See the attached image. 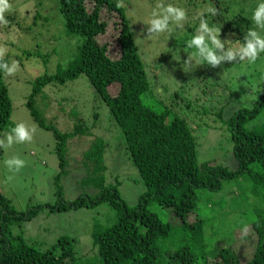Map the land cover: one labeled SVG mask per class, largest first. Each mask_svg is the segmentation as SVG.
Masks as SVG:
<instances>
[{"label":"rangeland","instance_id":"obj_1","mask_svg":"<svg viewBox=\"0 0 264 264\" xmlns=\"http://www.w3.org/2000/svg\"><path fill=\"white\" fill-rule=\"evenodd\" d=\"M175 1L178 0H120L150 84V92L144 100L151 102L152 106L169 110L172 117L177 116L187 122L196 139L199 163L211 161L235 170L238 163L225 121L240 110L253 109L264 94V58L252 63L247 59L239 61V58L225 60L216 67L203 62L197 64L193 60L188 70L183 71L184 60L193 51L186 49L185 42L196 31L183 32L189 27L196 29L201 19L212 24L210 21L216 18L217 26H223L218 15L233 27L245 25L243 17H248L250 29L254 28L251 16L259 0H208L205 3L195 0L196 5L187 6L184 5L185 0H181L179 5L184 6L187 11L183 10L189 14L184 21L186 29L170 21V31L149 34L148 21L153 18L154 11H159L157 4L172 3L176 7L178 4ZM58 2L8 0L10 8L4 13V22H0L2 56L8 57L9 66L13 62L16 64V70L11 75L5 72L3 75L12 111L9 123L4 130H0V140H5V146L0 147V193L19 213L36 205H54L58 199L54 186L58 159L53 132L39 128L27 106L37 78L45 74L55 75L59 69L69 66L81 44L80 37L65 33ZM209 8L215 9V15L208 11ZM241 9L246 11L244 16ZM255 30L264 36V29ZM216 35L224 46L230 47L228 43L232 44V39L228 34L218 30ZM115 49L112 47L109 50L112 57L116 55ZM223 53V50H218L219 55ZM110 88L113 95L117 93L116 85ZM34 107L48 124H53L62 132L73 131L79 122L87 131V134L68 142L69 166L61 182L65 201H72L81 194L94 197L99 192L94 185L85 183L83 176L97 171L93 161L85 156L99 140H103L106 145L105 182L113 184L118 180L121 198L128 207L137 206L140 196L147 191L146 187L134 162L124 151L121 127L117 126L103 100L96 97L85 75L65 85L46 86L34 98ZM18 123L35 129L32 139L23 143L14 141L7 146L6 136ZM262 124L264 110L250 121L248 127ZM13 157L25 161L19 171L9 170L4 163ZM100 175L102 173L98 172L93 176ZM222 188L217 192L199 191V211L189 215L187 222L205 221L204 240L208 259L215 256L223 245H232L240 260L246 262L254 254L255 247L251 249L246 238L250 236L255 244L250 222L255 218V208L260 203L254 200L246 178L224 181ZM148 210L175 227L182 223L173 209L162 208L154 201L149 202ZM113 217L114 211L106 204L54 212L46 209L37 218L22 221L18 226L31 244L43 250L52 247L61 236L72 237L76 240L77 253L84 256L92 249L94 225H111ZM197 264H206L204 257H199Z\"/></svg>","mask_w":264,"mask_h":264},{"label":"trees","instance_id":"obj_2","mask_svg":"<svg viewBox=\"0 0 264 264\" xmlns=\"http://www.w3.org/2000/svg\"><path fill=\"white\" fill-rule=\"evenodd\" d=\"M58 1L65 33L81 38L78 54L69 66L59 69L55 75L45 74L37 78L27 104L37 126L52 131L55 138L58 172L54 186L58 199L54 205H36L19 213L0 193V264H197L199 257H204L206 264H264V124L248 127L250 121L264 110V94L253 109L240 110L225 121L234 144L237 169L229 170L211 161L199 163L196 139L187 122L180 117H172L169 110L152 106L151 102L144 100L150 92V84L126 19L125 8L116 7L120 0ZM175 2L178 4L176 7L185 9L179 5L181 0ZM189 4L196 5L197 2L185 0L184 5ZM186 11L185 19L189 18ZM245 12L241 9V15ZM218 18L223 26H217L216 18L210 21L212 24L209 26L232 39V44L228 43L230 47L224 46V50L241 46L250 29L249 18L244 16L245 25L237 24L235 27L228 26L221 15ZM184 21L181 22L183 30L186 29ZM195 30L189 27L183 33ZM105 37L107 39L104 40ZM112 47L116 48L114 57L109 53ZM263 58L264 53H260L256 61ZM0 63L9 64L8 57L0 56ZM3 75L4 71L0 69V130H4L9 123L12 111ZM81 75L88 78L96 97L103 100L115 123L121 127L124 151L134 162L146 187L147 191L133 208L121 198L118 180L113 184L105 182L106 145L103 140H99L85 156L93 161L97 171L83 176V181L94 185L99 192L94 197L81 194L72 201L63 199L61 182L69 166L68 142L87 134V131L81 122L71 132H62L53 124H48L34 107V98L48 85H65ZM114 85L117 86V93L113 95L110 87ZM98 172L102 175L94 177ZM240 178L250 182L251 194L260 203L255 208V218L250 222L255 244L250 236L246 238L251 249L255 247L253 257L242 262L232 245H223L215 256L208 259L204 240L205 221L197 219L188 223L187 218L199 211V191L217 192L223 189L224 181ZM150 201L162 208L173 209L182 221L181 225L175 227L149 211ZM102 204L114 211L113 224L94 225L92 249L84 256L77 253L76 240L72 237L61 236L52 247L43 250L31 244L18 226L22 221L37 218L46 209L54 212Z\"/></svg>","mask_w":264,"mask_h":264},{"label":"clouds","instance_id":"obj_3","mask_svg":"<svg viewBox=\"0 0 264 264\" xmlns=\"http://www.w3.org/2000/svg\"><path fill=\"white\" fill-rule=\"evenodd\" d=\"M117 2L116 7H120ZM10 8L8 0H0V22H4V13ZM159 11L152 13V19L148 21L149 27L147 32L149 34H159L161 32L170 31V21L177 27L182 28V21L185 20V11L172 4H157ZM208 11L215 15V9L209 8ZM251 20L254 22V28L247 31L244 36V43L236 50H224V45L217 38L218 29L209 27V24L201 19L199 26L196 28V34L187 40L185 44L186 49L193 51L187 54V60H184L183 71H187L189 65L195 60L197 64L203 62L211 67H216L222 61H234L239 58V61L247 59L249 63L255 62L260 53H264V36L260 35L255 29H264V0H259L255 9L252 12ZM218 50H223L224 54L219 55ZM4 49H0V56L3 55ZM179 59V57H177ZM0 69L6 74L11 75L16 70L15 62L11 66L7 63H0ZM34 128H27L23 123L16 124L6 136V145L11 146L13 142L23 143L32 139V132ZM5 146V140H0V147ZM9 170L19 171L25 164V161L13 157L4 162Z\"/></svg>","mask_w":264,"mask_h":264}]
</instances>
